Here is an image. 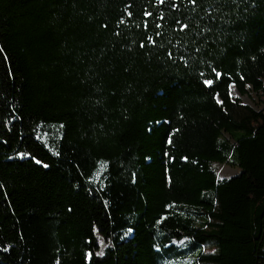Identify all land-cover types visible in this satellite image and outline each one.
Instances as JSON below:
<instances>
[{
  "label": "trees",
  "instance_id": "trees-1",
  "mask_svg": "<svg viewBox=\"0 0 264 264\" xmlns=\"http://www.w3.org/2000/svg\"><path fill=\"white\" fill-rule=\"evenodd\" d=\"M185 262L264 264V0H0V264Z\"/></svg>",
  "mask_w": 264,
  "mask_h": 264
},
{
  "label": "rangeland",
  "instance_id": "rangeland-1",
  "mask_svg": "<svg viewBox=\"0 0 264 264\" xmlns=\"http://www.w3.org/2000/svg\"><path fill=\"white\" fill-rule=\"evenodd\" d=\"M231 96L233 98L239 99L243 105H248V106H251L252 108L256 109L255 104L253 103L255 100H253L248 95H244V96L239 95L233 87L231 88ZM212 169L214 170L216 177L219 180L230 178V177L234 176L236 173V168L233 165L232 161H230V160L228 162L223 163V164L213 163ZM203 251H204V253H211V252H213V249L205 247ZM183 264H190V263L185 262Z\"/></svg>",
  "mask_w": 264,
  "mask_h": 264
},
{
  "label": "snow or ice",
  "instance_id": "snow-or-ice-1",
  "mask_svg": "<svg viewBox=\"0 0 264 264\" xmlns=\"http://www.w3.org/2000/svg\"><path fill=\"white\" fill-rule=\"evenodd\" d=\"M221 74L220 73H217V76L219 77ZM205 84H206V86H209V87H211L212 86V84H213V81L212 80H206L205 81ZM36 163H41V161H39V160H36ZM44 167H48V165H44Z\"/></svg>",
  "mask_w": 264,
  "mask_h": 264
}]
</instances>
